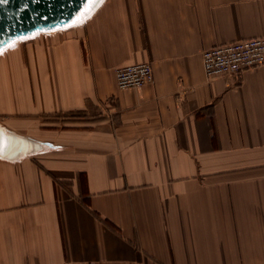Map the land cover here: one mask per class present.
I'll return each instance as SVG.
<instances>
[{
  "label": "crops",
  "instance_id": "obj_1",
  "mask_svg": "<svg viewBox=\"0 0 264 264\" xmlns=\"http://www.w3.org/2000/svg\"><path fill=\"white\" fill-rule=\"evenodd\" d=\"M264 36V0H103L0 54V264H264V65L201 52ZM149 62L119 89L114 71Z\"/></svg>",
  "mask_w": 264,
  "mask_h": 264
},
{
  "label": "water",
  "instance_id": "obj_2",
  "mask_svg": "<svg viewBox=\"0 0 264 264\" xmlns=\"http://www.w3.org/2000/svg\"><path fill=\"white\" fill-rule=\"evenodd\" d=\"M103 1V0H102ZM88 0H8L0 4V54L12 44L42 32L72 27ZM83 16V21L99 6ZM50 146L18 135L0 124V158L14 160Z\"/></svg>",
  "mask_w": 264,
  "mask_h": 264
},
{
  "label": "built area",
  "instance_id": "obj_3",
  "mask_svg": "<svg viewBox=\"0 0 264 264\" xmlns=\"http://www.w3.org/2000/svg\"><path fill=\"white\" fill-rule=\"evenodd\" d=\"M201 62L208 77L225 75L239 80L245 71L264 65V36L206 48L201 52ZM114 76L119 89L137 88L153 80L147 61L120 66Z\"/></svg>",
  "mask_w": 264,
  "mask_h": 264
},
{
  "label": "snow or ice",
  "instance_id": "obj_4",
  "mask_svg": "<svg viewBox=\"0 0 264 264\" xmlns=\"http://www.w3.org/2000/svg\"><path fill=\"white\" fill-rule=\"evenodd\" d=\"M8 3V0H0V4H6ZM97 3H102V0H88V3L84 9V12L81 14L80 17H77L74 21H73V24L72 26H76L78 25L79 23L83 22V16L84 14L90 12L92 10L93 7H95V5Z\"/></svg>",
  "mask_w": 264,
  "mask_h": 264
}]
</instances>
